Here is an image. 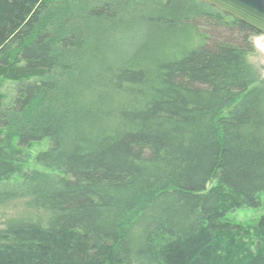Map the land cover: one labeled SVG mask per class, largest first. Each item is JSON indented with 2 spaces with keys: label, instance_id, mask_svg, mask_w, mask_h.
<instances>
[{
  "label": "trees",
  "instance_id": "16d2710c",
  "mask_svg": "<svg viewBox=\"0 0 264 264\" xmlns=\"http://www.w3.org/2000/svg\"><path fill=\"white\" fill-rule=\"evenodd\" d=\"M258 33L202 0H0V264H264V215L246 249L228 218L264 192Z\"/></svg>",
  "mask_w": 264,
  "mask_h": 264
},
{
  "label": "rangeland",
  "instance_id": "374dc122",
  "mask_svg": "<svg viewBox=\"0 0 264 264\" xmlns=\"http://www.w3.org/2000/svg\"><path fill=\"white\" fill-rule=\"evenodd\" d=\"M219 30H221L223 36L228 35V33L222 31L224 29L221 28ZM231 34L234 38H237V34L234 31H232ZM248 41L253 45V51L248 55V59L255 73L254 81L251 86L264 84V35L260 33L251 35L248 37ZM48 146V139L30 143L27 147L22 148L19 156H16V159H14L15 164L20 167L43 169L42 166L35 163L33 158L39 152L46 150ZM10 175L13 178L16 174L12 172ZM5 181L7 180H4V182ZM213 183L214 182H210L208 187ZM259 199L261 203L260 206L255 208L244 207L228 215L230 221L242 227L240 236L235 237V241L231 246L241 249L251 248L253 242L260 240L261 235H259L258 232V220L264 215V192L260 193Z\"/></svg>",
  "mask_w": 264,
  "mask_h": 264
},
{
  "label": "water",
  "instance_id": "95a60500",
  "mask_svg": "<svg viewBox=\"0 0 264 264\" xmlns=\"http://www.w3.org/2000/svg\"><path fill=\"white\" fill-rule=\"evenodd\" d=\"M264 35V0H202Z\"/></svg>",
  "mask_w": 264,
  "mask_h": 264
}]
</instances>
